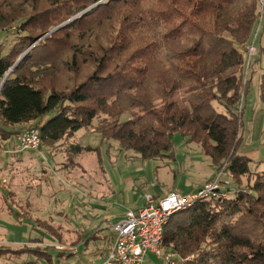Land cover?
<instances>
[{
	"label": "trees",
	"instance_id": "16d2710c",
	"mask_svg": "<svg viewBox=\"0 0 264 264\" xmlns=\"http://www.w3.org/2000/svg\"><path fill=\"white\" fill-rule=\"evenodd\" d=\"M102 1L0 0V31L15 27L19 35L0 46V84L9 74L0 90V145L39 129L41 146L51 148L99 119L101 146L115 142L149 161L174 159L180 134L201 146L215 173L227 164L237 187L173 215L164 249L193 256L182 264H264V160L242 152L246 99L239 111L255 83L264 111L261 0ZM251 44L260 52L245 83ZM83 149L70 153L72 163ZM36 223L63 241L52 225ZM97 230L80 234L75 247H87ZM45 249L21 254L48 264L73 257Z\"/></svg>",
	"mask_w": 264,
	"mask_h": 264
},
{
	"label": "rangeland",
	"instance_id": "374dc122",
	"mask_svg": "<svg viewBox=\"0 0 264 264\" xmlns=\"http://www.w3.org/2000/svg\"><path fill=\"white\" fill-rule=\"evenodd\" d=\"M77 17L80 14L66 23ZM18 36L15 27L0 31V46H12ZM255 47L258 57L260 51ZM250 65L245 71V83L250 78ZM244 99L245 139L242 152L259 162L264 160V111L256 83L247 98L242 95L239 111L243 108ZM127 118L128 115L123 116L124 120ZM98 124L99 119H95L91 128L80 130L70 140L59 142L51 148L41 146L37 152L19 149L17 136L20 133H15L10 141L1 143L0 264H48L45 259L21 253L29 248L46 250L52 245L73 254V257L66 256L62 260L54 258L53 264L98 263L109 246L107 240L101 238L112 235L108 224L114 222L125 207H135V202L147 191L150 194L154 191L187 194L191 185L195 186L207 169L211 170V159L203 153L201 146L188 144L180 134H176L173 139L174 159L144 161L133 151L121 150L115 142L101 146V135L96 129ZM99 146L98 152L86 150L87 147ZM78 147L85 149L74 156L72 163L70 153L74 154ZM254 167L253 164V170ZM234 183L235 178L231 184L233 190L237 187ZM245 184L244 179L242 185ZM38 220L57 229L63 241L60 243L38 226ZM98 226L102 227L99 241L87 247H75L80 234L87 231L92 233ZM34 238L39 239L30 243V239ZM164 262L148 254L143 264Z\"/></svg>",
	"mask_w": 264,
	"mask_h": 264
},
{
	"label": "built area",
	"instance_id": "2783aa9c",
	"mask_svg": "<svg viewBox=\"0 0 264 264\" xmlns=\"http://www.w3.org/2000/svg\"><path fill=\"white\" fill-rule=\"evenodd\" d=\"M264 5V0H261ZM258 55L254 44L247 47L248 65L250 60ZM21 151L37 152L41 149V134L39 129H27L17 136ZM233 174L227 164L197 190L182 194L172 191L162 197L153 194L145 195V206L141 209L128 210L124 218L112 226L113 240L105 258L100 264H143L148 254L164 264H182L191 261L193 256L185 260L177 258L164 249V231L170 218L194 207L206 200L222 201L227 198L233 181Z\"/></svg>",
	"mask_w": 264,
	"mask_h": 264
},
{
	"label": "crops",
	"instance_id": "0c3cea01",
	"mask_svg": "<svg viewBox=\"0 0 264 264\" xmlns=\"http://www.w3.org/2000/svg\"><path fill=\"white\" fill-rule=\"evenodd\" d=\"M191 162H195V161H191ZM211 170L210 169H207V171H206V173H203V174H205L204 176H202L201 177V179L196 183V185L194 186V185H191V187H190V191H189V193L190 192H193V191H195V190H197L198 188H200L205 182H207L208 180H210L212 177H213V175H214V173H215V170H214V168L212 167V164H211ZM203 174H200V175H203ZM155 188V187H154ZM170 192H172V191H170ZM179 192V191H178ZM149 192L147 191L144 195H142L141 196V198L139 199V200H137L136 202H135V207H133V208H126L125 207V209H124V211L122 212V213H120L119 215H117V218H116V220L114 221V222H111L110 224H108V227H109V229H110V231H112L111 233H112V235H109V236H106L105 238H104V236L101 238V236L99 235V233L102 231V227H100V226H98V227H96L95 228V230L96 229H98L96 232V239L95 240H93V241H91L89 244H91V243H93V242H97V241H99L100 240V238L101 239H106L107 240V242L109 243V246H110V244H111V242H112V238H113V229H112V226L114 225V224H116V223H118L119 221H121L123 218H124V216H125V213L128 211V210H135V211H137V210H139V209H141L142 207H144L145 206V195L146 194H148ZM152 194V193H151ZM154 196L155 197H162V196H165L166 194H168V193H164V192H157V191H154ZM183 194V193H182ZM188 194V193H187ZM94 232V231H93ZM92 232V233H93ZM92 233H90V232H88V233H86V234H88V236L89 235H91ZM83 234H85V232H83ZM85 234V235H86ZM86 237H87V235H86ZM110 240V241H109ZM82 245H84V243H81L80 244V246H82ZM109 246H108V248L107 249H109ZM79 247V246H78ZM108 251V250H107ZM79 252H81V250L79 251ZM107 254V253H106ZM106 254H105V256H106ZM105 256L101 259V260H99L98 261V263L97 262H94V264H100L101 262H102V260L105 258Z\"/></svg>",
	"mask_w": 264,
	"mask_h": 264
},
{
	"label": "water",
	"instance_id": "95a60500",
	"mask_svg": "<svg viewBox=\"0 0 264 264\" xmlns=\"http://www.w3.org/2000/svg\"><path fill=\"white\" fill-rule=\"evenodd\" d=\"M66 24H67V23H66ZM66 24H63V25H61L60 27H63V26L66 25ZM60 27H58V28H56V29L50 31V33L56 31V30L59 29ZM20 60H21V58H20ZM20 60H19V61H20ZM19 61H18V62H19ZM8 75H9V74H8ZM8 75L6 76V78H5V79L3 80V82L1 83V85H0V90H1V88H2V86H3V84L5 83V81H6L7 77H8Z\"/></svg>",
	"mask_w": 264,
	"mask_h": 264
}]
</instances>
